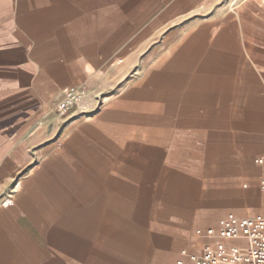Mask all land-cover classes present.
<instances>
[{
  "label": "crops",
  "instance_id": "0c3cea01",
  "mask_svg": "<svg viewBox=\"0 0 264 264\" xmlns=\"http://www.w3.org/2000/svg\"><path fill=\"white\" fill-rule=\"evenodd\" d=\"M71 86L105 97L58 145ZM34 143L43 179L0 202V264H195L264 217V0H0L2 174Z\"/></svg>",
  "mask_w": 264,
  "mask_h": 264
},
{
  "label": "built area",
  "instance_id": "2783aa9c",
  "mask_svg": "<svg viewBox=\"0 0 264 264\" xmlns=\"http://www.w3.org/2000/svg\"><path fill=\"white\" fill-rule=\"evenodd\" d=\"M83 95L81 86H71L54 109L63 116L82 100ZM257 162L263 164L264 157ZM260 191L264 205V178L260 181ZM190 257L195 264H264V217L249 223L228 220L223 227L222 241L208 243L200 254Z\"/></svg>",
  "mask_w": 264,
  "mask_h": 264
},
{
  "label": "rangeland",
  "instance_id": "374dc122",
  "mask_svg": "<svg viewBox=\"0 0 264 264\" xmlns=\"http://www.w3.org/2000/svg\"><path fill=\"white\" fill-rule=\"evenodd\" d=\"M104 95H98L95 96V100L93 101L94 104L91 105L90 101L87 102V96L84 94L82 100L78 104H74V106L67 112L65 115L60 116L59 112H57L55 109L52 111V117L58 120L59 122V135L61 136L60 142L57 143L58 145H62V140L65 138L67 132L73 128L74 126L76 127L77 130H84L86 123L94 120L96 117V113L100 112L102 108V101ZM78 133V132H77ZM57 136V137H58ZM92 142V149L94 153L97 155V165L98 169L101 170V156H100V151H101V143L100 139L95 137L89 140L88 142ZM84 143V140H83ZM42 144L39 143H34L30 144L31 150L30 153L33 156L31 159V163L23 167L21 170H16L12 174H2V171H0V189H2V185H5L4 183H8L9 187L7 188L8 190L6 191H0V202H3L4 199H12V195H14V187L16 184H26L30 183L32 181H37L40 183L43 179V176L40 174L41 170H36V166L39 164L41 158H39V149ZM116 166V159L115 158H110L109 159V170H115L114 167ZM97 169V170H98ZM66 177L68 176L67 174L65 175ZM62 177L64 175L62 174ZM48 181L51 182L52 176L47 174ZM46 180V181H47ZM12 188V189H11ZM41 194V198L43 199H51V197L47 196L48 192H38ZM5 197V198H4ZM10 203V202H9ZM254 207H258L257 204L254 205ZM229 242V240L227 241ZM236 243V241H234Z\"/></svg>",
  "mask_w": 264,
  "mask_h": 264
}]
</instances>
